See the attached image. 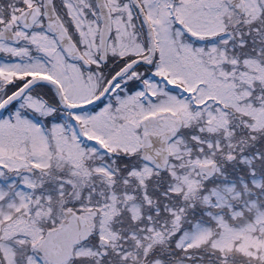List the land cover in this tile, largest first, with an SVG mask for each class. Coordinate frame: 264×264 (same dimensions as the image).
Wrapping results in <instances>:
<instances>
[{
  "label": "snow or ice",
  "instance_id": "snow-or-ice-1",
  "mask_svg": "<svg viewBox=\"0 0 264 264\" xmlns=\"http://www.w3.org/2000/svg\"><path fill=\"white\" fill-rule=\"evenodd\" d=\"M0 264H264V0H0Z\"/></svg>",
  "mask_w": 264,
  "mask_h": 264
}]
</instances>
